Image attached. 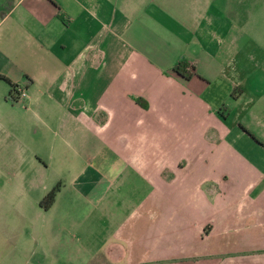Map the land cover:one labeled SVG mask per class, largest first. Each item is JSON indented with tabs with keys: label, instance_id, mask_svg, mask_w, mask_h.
<instances>
[{
	"label": "crops",
	"instance_id": "1",
	"mask_svg": "<svg viewBox=\"0 0 264 264\" xmlns=\"http://www.w3.org/2000/svg\"><path fill=\"white\" fill-rule=\"evenodd\" d=\"M261 4L0 0V129L50 130L55 107L83 153L47 208L51 151L0 156V264H264V87L244 89L264 62L243 26ZM10 82L43 110L11 111Z\"/></svg>",
	"mask_w": 264,
	"mask_h": 264
},
{
	"label": "rangeland",
	"instance_id": "2",
	"mask_svg": "<svg viewBox=\"0 0 264 264\" xmlns=\"http://www.w3.org/2000/svg\"><path fill=\"white\" fill-rule=\"evenodd\" d=\"M252 9H254V11L257 12V8L255 6H253ZM252 9L248 11V9L245 7V14H248L247 12H249V16H250ZM258 16H259V21H258L259 23L257 29L255 28L254 23H252V21L249 20L244 21L243 26L245 30V41H246L245 45L246 47L248 46L250 48L255 49L256 48L255 45L257 42L260 50V55L258 57H261L259 60L261 62H264V4H261L259 6ZM247 33L248 34L253 33L254 41L246 40L247 37H249L247 36ZM86 36L87 35H85V37ZM84 56L87 61L90 60L89 52H85ZM260 64L262 65V63ZM244 78H245V83H247L244 86V89L247 92L250 91L251 87H257V88L258 87L260 88L261 86L264 87V65L261 66V68L259 69L250 70L249 72H247V74H245ZM240 87L242 86L239 87L237 86L234 92L237 93ZM26 98H27L26 96L18 97L17 99H13V100L9 98L10 99L9 102L11 101L14 104L13 107H11V111L17 112L19 114L20 113L24 114L25 106L29 107L31 111L43 110V106L45 102L43 99L36 100L33 103V107L35 108L34 109L32 107V103L30 104L27 103ZM50 109L52 110V115H51L52 126L50 130L47 131L41 130L39 133L37 132V130L34 131L35 127L39 126V121H40L36 113L30 114L32 119V124L30 126H27L23 137L20 136V133H16L13 129L10 128L0 129V156H13L15 154L14 152L16 148L19 149L20 155H25V154L30 155V152H32L31 155L35 156L33 151H39L41 153L42 150L45 151L44 152L45 154L48 151H51L49 152V154L50 156H52L51 158L53 160L49 171L50 177L54 181L55 179L54 176L56 177L57 175H61L60 178H56V182H53V185H55L57 182H60V184L65 183L67 179L71 176L70 168H68V166H67L68 170L65 168L67 170V171L65 170V172L67 173L64 174V170H63L64 164L67 163L68 165V163H70L72 160L83 158L82 157L83 153L82 150L79 148V157H78L75 154V150L64 145L61 140L57 141L58 137L60 136V134L57 133V128L62 124V122L68 121V125L69 124L73 125L74 122H69V117H65L64 114L60 113L58 109H55V107L52 108L50 106ZM43 132H44V138L47 135L50 136L52 140L53 149L48 150L46 148L45 150V147L42 143H41L42 147L38 146L39 145L38 139H40V137L43 138ZM79 140L82 143H89L90 141H92V137L91 135H89V133H84V134L82 133L79 134ZM61 166H62V172L60 173L58 169H60Z\"/></svg>",
	"mask_w": 264,
	"mask_h": 264
},
{
	"label": "trees",
	"instance_id": "3",
	"mask_svg": "<svg viewBox=\"0 0 264 264\" xmlns=\"http://www.w3.org/2000/svg\"><path fill=\"white\" fill-rule=\"evenodd\" d=\"M173 70L178 73L179 75H182L184 77H189L192 74V71L190 69V66L186 63L185 60H179L173 65ZM0 78L7 79V77L4 74L0 73ZM19 84H14L10 82V93H9V98L10 99H17L18 98V93L20 90ZM136 100L139 101V98L136 97ZM59 182H57L55 185H53L39 200V203L47 208L51 205L53 202L56 192L59 189Z\"/></svg>",
	"mask_w": 264,
	"mask_h": 264
},
{
	"label": "built area",
	"instance_id": "4",
	"mask_svg": "<svg viewBox=\"0 0 264 264\" xmlns=\"http://www.w3.org/2000/svg\"><path fill=\"white\" fill-rule=\"evenodd\" d=\"M23 96H25V90L21 87L18 93V97H23Z\"/></svg>",
	"mask_w": 264,
	"mask_h": 264
}]
</instances>
